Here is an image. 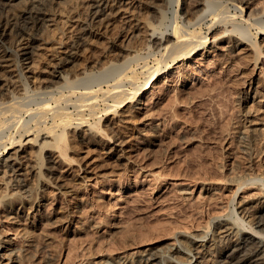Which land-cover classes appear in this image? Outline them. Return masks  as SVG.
Returning a JSON list of instances; mask_svg holds the SVG:
<instances>
[{"label": "rangeland", "instance_id": "1", "mask_svg": "<svg viewBox=\"0 0 264 264\" xmlns=\"http://www.w3.org/2000/svg\"><path fill=\"white\" fill-rule=\"evenodd\" d=\"M198 1L156 0L161 11L148 0H122L100 29L83 31L88 1L49 0L51 20L36 32L31 67L13 52L0 67V151L11 136L28 139L38 128L53 137L36 172L0 171V264H144L146 254L167 257L179 241L194 251L191 235L214 242L203 264H219L232 249L213 238L218 219L235 207L253 222L264 215V184L256 181L264 177V55L245 44L237 53L238 33L225 32L248 28L257 41L264 0ZM30 5L7 3L0 22L20 21ZM146 25L182 43L157 47ZM206 36L205 48L176 59ZM20 42L0 37L2 48ZM169 64L138 109L121 117L130 96ZM47 154L59 157L53 172Z\"/></svg>", "mask_w": 264, "mask_h": 264}, {"label": "bare ground", "instance_id": "2", "mask_svg": "<svg viewBox=\"0 0 264 264\" xmlns=\"http://www.w3.org/2000/svg\"><path fill=\"white\" fill-rule=\"evenodd\" d=\"M11 1L13 0H0V10L4 7V5L10 3ZM86 1H88L87 4L89 7V13H88V18L83 19L80 23L81 29H83V31H88L93 28L100 29V23L111 17V15L113 14L112 8L110 6L111 5L115 6L122 0H86ZM148 1L153 5L155 9L161 10V8H159V4L155 5L156 0H148ZM48 2L49 0L48 1L30 0L31 5L27 9L22 11L20 21L9 20L7 22L5 21L0 22V37L9 35V37L13 36L14 39L16 36L17 38L21 39V42L17 44L15 49L14 48L6 49L0 46V67L8 66L7 64L10 60V55L12 54V52L17 55H21L23 57L22 61L24 62L25 65L24 68L29 69L31 67L30 58L33 54L34 51L33 49L35 48L34 43L40 40L39 38L40 35L38 36L39 33L37 34L36 32L37 31L40 32V30L44 26L48 25L47 22L51 20L50 18H48V8H47L49 4ZM194 2H195L194 6L196 4L197 5L200 4L198 0H194ZM123 3H128V0H123ZM203 3L204 2H202V4ZM207 6H208L207 8H210L209 5ZM241 8H242V12H244L245 9L242 6ZM191 10L192 8L187 11L192 12ZM204 11H207V9L205 8ZM146 26L147 28H149V34H148L149 40L153 42V44H155L157 47L160 48L166 47L167 49H170L175 45H177L178 43H180L181 41L180 39L175 40V37L172 33L159 35L158 30L155 29V27L151 28L149 25ZM233 26L234 27H232V30H228V28H226L225 32H231L232 34L234 32L238 33V36H236L237 40L235 41L234 44V46H236L235 51L239 50L237 53L247 48V47L241 48L245 44L246 46H250V48L248 47L249 49L255 48L256 50H259L258 58H260L261 55H264V25L259 26V28L257 27L256 31H254L252 34V36H254L255 39H257V41H253L252 37H250V35L247 33V31H249L248 28H243V27L240 28L239 25H238L239 27H236L237 25L236 26L233 25ZM208 41H209V37L206 36L202 40V42L199 43V45H195L193 46V48L190 47L186 50L181 51L176 59H178L179 57H183L181 59H187L191 57V53L193 51H196L197 49L205 48V45H208L207 44ZM213 41L215 40H212V42ZM69 58L71 57L62 59L61 63L57 65L56 68H58V70L56 72L58 74L56 76H59L61 78L63 77L60 70L63 69ZM170 65L172 64L168 65L167 70L164 71L158 70L150 79H148L141 93H139L138 95L130 96L132 99H128V100L126 99L127 102L125 103V105L127 106L128 104L132 103V106L130 107L129 105L128 107L123 109V111L120 113L121 117L126 118L131 116L130 115L131 110L129 109H133V108L138 109L137 105L141 103V99L139 97H141L142 94L147 93L148 90L157 88L158 86L157 82L154 81L161 80L164 74L167 71H170L171 69L169 68ZM122 66L125 67L126 64L121 65V67ZM26 98H27L26 96L23 98L15 97L12 100V102H10L9 104L22 103L26 100ZM8 107L10 106L8 105ZM15 107H17V104ZM2 109L5 108L2 107ZM8 125L10 127V125L12 124L9 123ZM86 126L87 128L84 131H89V132L93 131L92 127L88 125ZM47 130H48L47 128L45 129L38 128L36 130L38 131L37 133L27 132L26 133L27 135L33 134V137L28 139L23 137L24 135L21 136L20 139H15V137L11 136L10 139L8 140L10 142L8 145L4 141H2L4 142L3 144L5 146L0 151V171L2 169H5L4 171L7 172V170L10 169L13 171L15 170L21 174L23 170H26V167L31 168V170L35 172L38 169L36 166L42 167L41 155L46 150L50 151V146H52V143L48 141V138H53V137L49 133L50 130L48 131ZM26 131H33V129H28ZM84 134H88V132H84ZM55 144H56L58 156L60 157H62L63 155L65 156L66 138L64 134H59L56 136ZM32 145H35L37 147V150H35L36 154L30 152L29 150V148H31ZM115 146H121V144L116 143ZM114 150L116 151L115 148ZM33 156L35 157L38 156L37 157L38 162L35 161L34 165L32 164L31 161L33 160ZM47 156L49 162L52 163L53 165H48L45 167V169L49 172H53L54 170H56V166L59 165V160L56 159L58 156L57 155L55 156L54 154H47ZM259 180H261L262 183L264 184V177H261L258 180L256 179V181ZM256 181L254 183H256ZM241 187L242 185L240 186V188ZM215 226L216 228L215 231L213 230V238L218 239L221 242L227 240L228 244L226 249H232L230 253L224 255L225 258L221 260L219 264H243L246 262L247 263L249 262V264H264V240H262L260 236L255 235V234L258 235L264 234V215H259L257 217V220L253 222L252 216L248 213L247 208H242L241 211H238V209L235 207L233 209V213L231 217H225V218L220 217L216 222ZM249 229H251L252 231L250 232ZM203 237L205 236H201V237L197 235L189 236L190 238L189 244H193L195 246L194 251L188 246L184 245L181 241H179L176 247L173 248L174 252H171L167 257H165V255L159 252H150L143 257L144 260L143 259L141 260L144 262V264L146 263L163 264L166 260L173 264H203V258L205 257L206 252L211 251L214 245V242L212 243L209 241L201 242V241H206V240H202ZM233 237H236V240H234ZM179 253L186 254L187 256L186 259L185 260L180 259L178 257Z\"/></svg>", "mask_w": 264, "mask_h": 264}]
</instances>
